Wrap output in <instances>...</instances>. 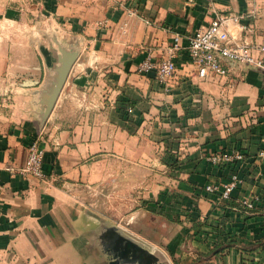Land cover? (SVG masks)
I'll return each mask as SVG.
<instances>
[{"label": "crops", "instance_id": "obj_1", "mask_svg": "<svg viewBox=\"0 0 264 264\" xmlns=\"http://www.w3.org/2000/svg\"><path fill=\"white\" fill-rule=\"evenodd\" d=\"M218 13L243 14L232 37L264 45V0H0V264H264V71L234 63L201 77L188 51ZM176 33L177 70L161 82L140 65ZM63 48L77 57L46 115ZM33 141L43 179L8 168ZM235 149L242 159L207 158ZM151 162L173 178L141 183L139 214L155 225L90 212L86 186L132 165L150 174Z\"/></svg>", "mask_w": 264, "mask_h": 264}, {"label": "built area", "instance_id": "obj_2", "mask_svg": "<svg viewBox=\"0 0 264 264\" xmlns=\"http://www.w3.org/2000/svg\"><path fill=\"white\" fill-rule=\"evenodd\" d=\"M252 14V13H250ZM243 14L230 13L220 14L207 25L200 26L193 35L190 36L188 51L190 58L196 66L199 76L205 77L209 74L228 75L230 65L225 58H230L245 64L264 70V57L260 54L264 52V45H252L245 41H238L232 37L229 23H239ZM181 35L176 33L173 44L169 47L166 55L160 59H146L141 65L142 71L153 69L159 81L167 83L176 73V55L180 47ZM259 52V53H258ZM264 155V148L260 151ZM44 150L37 141H33L28 146V157L26 163L20 169L13 166L8 168L11 171H19L23 175H34L43 179L46 176L43 160ZM243 152L235 149L231 151H215L209 153L207 158L214 163L224 164L242 159ZM241 181L238 173H234L231 179L223 184L221 196L229 198L232 190ZM210 192L220 190V185L210 183L206 185ZM258 196L254 198H245L242 200L247 209H253Z\"/></svg>", "mask_w": 264, "mask_h": 264}, {"label": "rangeland", "instance_id": "obj_3", "mask_svg": "<svg viewBox=\"0 0 264 264\" xmlns=\"http://www.w3.org/2000/svg\"><path fill=\"white\" fill-rule=\"evenodd\" d=\"M134 166L131 171V177L125 175L124 171L119 169V175L111 176L109 179L98 183L95 187L93 184L86 186L85 191L82 194L83 201L86 206L90 208V212H94L100 215L106 220H126L127 217H145L147 223L155 225L157 219H151L153 217L148 210H144L139 214L141 207L143 206V201L145 197H142L141 193V183H145V175L149 176V185L152 189L154 185L165 186L173 185V178L168 176L166 170L158 165L157 163L150 164V174L146 171L139 170L140 167ZM130 166V167H132ZM159 166V167H158ZM161 171L163 173H161ZM143 174V179L141 178ZM161 175L159 177V175ZM145 189V188H144ZM148 197H151L148 195ZM152 212V211H151ZM153 214V213H152ZM136 215V216H135ZM148 216V217H146ZM136 223H139L138 221Z\"/></svg>", "mask_w": 264, "mask_h": 264}, {"label": "water", "instance_id": "obj_4", "mask_svg": "<svg viewBox=\"0 0 264 264\" xmlns=\"http://www.w3.org/2000/svg\"><path fill=\"white\" fill-rule=\"evenodd\" d=\"M77 51L76 50H70V49H62V54L60 56V64L57 67V73L55 75L54 80L52 81V84L50 85V87L48 88L47 91H45L44 96H43V101L46 105L45 111L44 113L46 115H48L50 113V111L52 110L62 88L63 85L67 79L68 73L70 71V68L73 64V62L75 61L76 57H77ZM229 65L231 66L234 63H238V64H244L248 67H253V68H257L254 67L252 65L249 64H245L243 62L240 61H236L230 58H225ZM260 69V68H257ZM263 70V69H260ZM264 71V70H263Z\"/></svg>", "mask_w": 264, "mask_h": 264}]
</instances>
